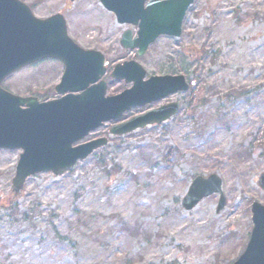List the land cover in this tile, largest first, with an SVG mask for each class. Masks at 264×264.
Returning <instances> with one entry per match:
<instances>
[{
  "label": "rangeland",
  "instance_id": "rangeland-1",
  "mask_svg": "<svg viewBox=\"0 0 264 264\" xmlns=\"http://www.w3.org/2000/svg\"><path fill=\"white\" fill-rule=\"evenodd\" d=\"M22 1L41 19L62 14L70 37L101 52L109 72L137 61L147 78L183 75L195 87L171 99L184 106L174 120L111 137L67 176L33 177L18 198L10 191L20 152H0V264L236 262L253 229L252 204L264 206V0H196L181 38H160L142 58L120 46L122 34L137 29L118 25L99 0ZM63 71L60 62L44 60L7 87L54 100ZM129 87L110 82L108 95ZM149 108L133 109L119 123ZM212 174L223 180L225 210L217 214L214 195L186 211L193 180Z\"/></svg>",
  "mask_w": 264,
  "mask_h": 264
},
{
  "label": "water",
  "instance_id": "water-1",
  "mask_svg": "<svg viewBox=\"0 0 264 264\" xmlns=\"http://www.w3.org/2000/svg\"><path fill=\"white\" fill-rule=\"evenodd\" d=\"M74 2L75 0H69ZM119 25L138 28L137 36L124 32L120 45L146 55L160 37L180 38L184 19L195 0H100ZM16 7L15 18L11 6ZM0 151H22L12 180V198L20 197L27 181L44 173L62 177L109 144L108 138L74 146L108 123L118 122L134 108L145 107L172 95L188 92L184 76H155L147 81L145 69L136 61L118 64L109 78L132 85L116 96H107L106 59L97 51H86L68 35L63 15L40 20L18 0H0ZM64 66L55 92L61 98L40 103L21 98L1 88L11 75L43 60ZM180 110L173 103L126 123L114 126L110 136L124 137L170 121ZM264 191V174L259 178ZM223 182L216 175L197 177L183 200L186 211L204 199L219 195L217 213L226 207ZM4 201L0 185V204ZM253 230L244 253L234 264H264V206H252Z\"/></svg>",
  "mask_w": 264,
  "mask_h": 264
},
{
  "label": "flooded vegetation",
  "instance_id": "flooded-vegetation-1",
  "mask_svg": "<svg viewBox=\"0 0 264 264\" xmlns=\"http://www.w3.org/2000/svg\"><path fill=\"white\" fill-rule=\"evenodd\" d=\"M1 1H4V0H1ZM22 1V0H21ZM25 3V2H24ZM26 4V3H25ZM28 5V4H27ZM11 6V5H10ZM29 6V5H28ZM30 7V9L32 10V8H31V6H29ZM11 9L13 10V18H15V10L17 9L16 7H13V6H11ZM32 12H33V10H32ZM34 13V12H33ZM1 34H4V33H0V35ZM33 66V65H32ZM30 67V66H29ZM29 67H26V68H24V69H22V70H20L19 72H17V73H15V74H13V75H11L10 77H8L2 84H1V88L3 89V90H5V91H7V92H9V93H11V94H13V95H16V96H18V97H21V98H35L34 96H28V97H24V96H20V95H17L16 93H14L9 87H7V84L14 78V77H16L17 75H19L21 72H23V71H25L27 68H29ZM179 95H184V94H176V95H172V96H170L169 98H167V99H165V100H163V101H161V102H158V103H155V104H153V105H151V106H147L146 108H148V107H150L149 109H143L142 110V114H145V113H147V112H150V111H153V110H155V109H158V108H161V107H163V106H166V105H170V104H172V103H174V102H178L180 105H181V109H180V111H179V113L176 115V117L177 116H179V114L181 113V111L183 110V108H184V106H183V104H182V102H180V101H173V100H171V99H173V97H177V96H179ZM169 100V101H168ZM171 100V101H170ZM145 108V107H144ZM142 114H140V115H142ZM139 116V115H138ZM112 126H113V124L112 125H108V126H106V127H104L102 130H105V129H109V131H110V129L112 128ZM97 132H95V133H93V134H91L90 135V138H92V137H94V135L96 134ZM109 133V132H108ZM101 138H103V137H95V138H92L90 141H87V142H91V141H94V140H98V139H101ZM20 155V154H19Z\"/></svg>",
  "mask_w": 264,
  "mask_h": 264
},
{
  "label": "trees",
  "instance_id": "trees-1",
  "mask_svg": "<svg viewBox=\"0 0 264 264\" xmlns=\"http://www.w3.org/2000/svg\"><path fill=\"white\" fill-rule=\"evenodd\" d=\"M170 69L172 70V68H169V69H168V72H170V71H171Z\"/></svg>",
  "mask_w": 264,
  "mask_h": 264
}]
</instances>
